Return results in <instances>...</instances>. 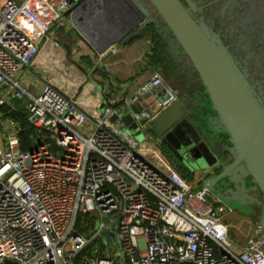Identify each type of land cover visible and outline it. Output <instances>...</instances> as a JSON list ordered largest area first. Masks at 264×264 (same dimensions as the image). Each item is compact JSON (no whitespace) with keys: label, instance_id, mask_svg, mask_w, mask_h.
<instances>
[{"label":"built area","instance_id":"obj_1","mask_svg":"<svg viewBox=\"0 0 264 264\" xmlns=\"http://www.w3.org/2000/svg\"><path fill=\"white\" fill-rule=\"evenodd\" d=\"M76 7L0 0V109L24 100L34 130L23 150L20 123L2 121L0 264H264L259 227L236 242L222 219L230 208L214 196L208 201L209 191L152 142L153 117L177 99L159 72L129 93L103 98L102 110L82 99L85 76L72 92L50 82L36 94L21 86L19 74L38 56L40 39L51 40V27ZM117 50L110 44L96 63ZM147 94L154 108L143 101ZM125 114L141 141L125 129Z\"/></svg>","mask_w":264,"mask_h":264},{"label":"water","instance_id":"obj_2","mask_svg":"<svg viewBox=\"0 0 264 264\" xmlns=\"http://www.w3.org/2000/svg\"><path fill=\"white\" fill-rule=\"evenodd\" d=\"M68 1L77 4L72 14L73 22L97 53L110 44L125 40V31L134 24L140 22L138 30H141L155 19L143 8L142 0ZM146 1L195 71L215 113L211 117L215 124L212 128L226 135L228 142L222 145L230 152L231 159L228 162L222 160L209 133L202 131L192 109L178 97L153 117V138L168 157L188 171L198 172L200 186L209 191L208 201L214 196L234 208L231 199L224 196L221 184L236 171L249 175L255 188L264 195V103L261 96L219 34L195 17L196 6L192 0ZM109 2L111 5L107 6ZM147 14L149 17L144 20ZM103 107L104 103L100 110ZM122 122L128 132L141 133L130 114H125ZM140 137L143 138L142 133ZM256 204L261 205L257 226L260 235H264V202L256 201ZM102 233L109 240L108 230ZM7 264L13 263L7 261Z\"/></svg>","mask_w":264,"mask_h":264},{"label":"crops","instance_id":"obj_3","mask_svg":"<svg viewBox=\"0 0 264 264\" xmlns=\"http://www.w3.org/2000/svg\"><path fill=\"white\" fill-rule=\"evenodd\" d=\"M192 1L194 3L198 1L201 4L204 2V0ZM216 1L218 3L214 15L227 17L231 21V28L244 27L245 23L249 22L250 15L236 16L233 14L237 8L242 7L243 0ZM142 2H144L143 8L150 13V17L155 18L154 21L148 22L141 30H138L140 22L126 30L125 36L127 37L117 43V52L109 54L99 64L95 60L97 52L75 26L72 18L73 13H66L61 22L51 27L49 33L51 40L41 43L40 39L38 56L30 66L24 68L19 74L21 86L36 94L44 84L50 82L72 92L77 89L80 80L85 76L89 83L84 88L82 99H90L101 106L104 103L103 98L120 92L129 93L145 77L157 71L177 93L178 99L187 103L192 109L193 116L197 119V125L205 134L209 133L211 142H215L216 149L222 154V160L228 162L231 159V154L222 145L228 142L226 135L218 130H213L215 124L212 123L211 117L215 113L210 107L207 94L195 71L165 24L155 16L153 7L146 0H142ZM106 5H111V2ZM201 11L202 8H196L195 17L201 19L209 28L218 33L209 18H205ZM148 17L147 14L143 19L146 20ZM134 32L136 33L133 34ZM130 34L133 35L128 38ZM143 101L154 108L151 95H145ZM20 102H22L23 111L26 113L24 100L15 101L14 106L18 108ZM7 120L8 118L0 119V143L2 144L4 143L2 121L7 122ZM152 142L158 143L154 138ZM159 147L164 152L160 145ZM169 159L189 182L196 186L200 185L197 171H183L172 158L169 157ZM221 185L224 196L231 199V203L234 204L233 209L230 208L224 212L223 222L227 224L230 236L241 244L257 227V216L261 205L256 204V201L263 203L264 200L259 196L262 194L255 188L249 175L237 171L225 178ZM247 190H252L256 195L250 196L246 193Z\"/></svg>","mask_w":264,"mask_h":264},{"label":"flooded vegetation","instance_id":"obj_4","mask_svg":"<svg viewBox=\"0 0 264 264\" xmlns=\"http://www.w3.org/2000/svg\"><path fill=\"white\" fill-rule=\"evenodd\" d=\"M217 3L216 0H204L202 4L198 1L194 4L196 8H202L201 14L212 22L213 28L219 33L240 67L245 69L254 82H263L264 69L260 67L264 68V0H243L242 7L237 8L233 14L250 15L251 18L244 27L237 29L231 28V21L227 17L214 15ZM173 161L181 169L187 170L175 159Z\"/></svg>","mask_w":264,"mask_h":264},{"label":"trees","instance_id":"obj_5","mask_svg":"<svg viewBox=\"0 0 264 264\" xmlns=\"http://www.w3.org/2000/svg\"><path fill=\"white\" fill-rule=\"evenodd\" d=\"M19 109L17 107H15L14 103H13V105L10 106L9 108H7V107L1 108L0 109V112H1L0 116H1V118H8V119L10 118L13 120H17L20 123V130L18 133L20 148L23 150H27L32 145L31 135H33L34 130L32 127H30L27 124V122L25 120L24 111L21 109L19 110ZM183 171H186V170H183ZM89 226L91 227L92 223Z\"/></svg>","mask_w":264,"mask_h":264},{"label":"rangeland","instance_id":"obj_6","mask_svg":"<svg viewBox=\"0 0 264 264\" xmlns=\"http://www.w3.org/2000/svg\"><path fill=\"white\" fill-rule=\"evenodd\" d=\"M230 51V50H229ZM239 63V62H238ZM239 67H240V65H239ZM240 69L244 72V74L246 75V77H247V79H248V81L250 82V84L251 85H253L254 86V89L256 90V92L261 96V98H262V101H263V103H264V81L262 82V81H253L252 80V78H251V76L250 75H248L247 74V72L245 71V69H243L242 67H240ZM260 69H264L263 67H260ZM18 105H19V107H20V109L21 110H23V104H22V102H20V103H18ZM19 107H18V109H19ZM19 109V110H20ZM0 119H1V116H0ZM133 134V136H134V138L135 139H137L138 141H141L142 139H140L141 137H140V134L141 133H139V132H137L136 134H134V133H132ZM140 137V138H139ZM246 193L247 194H249L250 196H254V195H256V194H254V192L251 190V191H246ZM259 196H261V198L264 200V195L262 194V195H259ZM264 202V201H263ZM259 214V213H258ZM92 215H94L93 217H92V219H90V220H93V221H95L96 220V214H92ZM86 234L87 235H89V232L88 231H86ZM93 245H97V240H95L93 243H92Z\"/></svg>","mask_w":264,"mask_h":264}]
</instances>
